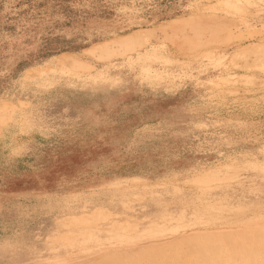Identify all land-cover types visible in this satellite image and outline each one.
<instances>
[{"label": "rangeland", "instance_id": "obj_1", "mask_svg": "<svg viewBox=\"0 0 264 264\" xmlns=\"http://www.w3.org/2000/svg\"><path fill=\"white\" fill-rule=\"evenodd\" d=\"M258 5L0 0V217L43 250L8 262L264 264Z\"/></svg>", "mask_w": 264, "mask_h": 264}, {"label": "bare ground", "instance_id": "obj_2", "mask_svg": "<svg viewBox=\"0 0 264 264\" xmlns=\"http://www.w3.org/2000/svg\"><path fill=\"white\" fill-rule=\"evenodd\" d=\"M133 39H134V38H133ZM131 40H132V39H131ZM131 40H130V41H131ZM143 40H144V38H143L142 40H139V43H136V44L145 43ZM141 41H143V42H141ZM132 42H133V41H132ZM112 48H114V46H113ZM124 51H125V50H124ZM105 54H106V53H105ZM8 219H9V218H8ZM13 219H16V218H12V217H11V218L9 219V222H11V220H13ZM250 230H251V229H250ZM259 230H260V229H259ZM259 230H258V231H259ZM239 231H240V230H239ZM242 231H243V230H242ZM253 231H255V230H253ZM256 232H257V231H256ZM222 233H223V232H222ZM260 233H261V231H260ZM260 233H258L259 235H258V234H257V235L260 236ZM206 234H207V233H206ZM253 234L255 235L256 233H253ZM191 235H192V234H191ZM200 235H201V234H200ZM254 235H253V240H254ZM196 236H197V235H196ZM202 236H203V235H202ZM221 236H222V235H221ZM239 237H240V235H239ZM191 238H192V237H191ZM191 238H188V239H191ZM244 238H246V236H244ZM178 239H179V238H178ZM180 239H181V238H180ZM203 239H204V238H203ZM207 239H208V238H207ZM215 239H216V238H215ZM218 239H219V238H218ZM256 239H257V237H256ZM258 239H260V241H262V238H259V237H258ZM4 240H5V242L2 241L0 247H15V250H16V252H17L18 257H21L22 254L26 253L25 256H29V257H30L29 259H33L34 256H35V254L38 253V251H37V250L35 251L34 248H33V250H30V247H31V246L27 243V241H25V242L21 241L22 243H20V242H17V239L13 240L12 238H9V239H8L9 242H8V240H6V239H4ZM184 240H185V239H184ZM194 240H196V239H194ZM204 240H205V239H204ZM209 240H210V239H208V241H209ZM174 241H175V240H174ZM178 241H179V240H178ZM181 241H183V240H181ZM187 241H188V240H187ZM189 241H190V240H189ZM206 241H207V240H206ZM208 241H207V242H208ZM210 241H211V240H210ZM218 241H219V240H218ZM224 241H225V240H224ZM245 241H246V240H245ZM254 241H255V240H254ZM257 241H259V240H257ZM172 242H173V240H172ZM192 242L195 243V241H192ZM192 242H191V243H192ZM196 242H197V241H196ZM229 242H230V241H229ZM255 242H256V241H255ZM19 243H20V244H19ZM179 243H180V242H179ZM183 243H184V242H183ZM183 243L180 244V245L183 246ZM191 243H190V244H191ZM216 243H217V242H216ZM224 243H225V242H224ZM226 243H227V241H226ZM248 243L250 244V239H249V242H248ZM260 243H261V242H260ZM16 244H19L18 247L16 246ZM155 244H156V243H155ZM155 244H154V245H155ZM203 244H204V243H203ZM206 244H207V243H206ZM208 244H209V242H208ZM229 244H231V242H230ZM256 244H258V243L256 242ZM141 245H142V244H141ZM175 245H176V243H175ZM178 245H179V244H178ZM185 245H186V244H185ZM187 245H188V244H187ZM187 245H186V246H187ZM191 245H192V244H191ZM194 245H195V244H194ZM196 245H198V244H196ZM237 245H238V243H237ZM261 245H262V244H261ZM26 246H27V247H26ZM133 246H134V245H133ZM148 246H149V245H148ZM186 246H185V247H186ZM189 246H190V245H189ZM202 246H203V245H202ZM202 246H201V247H202ZM204 246H205V245H204ZM231 246H232V245H231ZM231 246H227V247H228V248H231ZM252 246H253V243H252ZM258 246H259V244H258ZM262 246H263V245H262ZM23 247H24V248H23ZM137 247H138V246H137ZM137 247H135V248H137ZM187 247H188V246H187ZM187 247H186V248H187ZM191 247H192V246H191ZM191 247H190V248H191ZM195 247H197V246H195ZM232 247H233V246H232ZM249 247H250V245H249ZM263 247H264V246H263ZM26 248L28 249V251H25ZM143 248L145 249V247H143ZM179 248L181 249V247H179ZM179 248H177V251H178V252H179ZM188 248H189V247H188ZM205 248H206V247H205ZM217 248H218V246H217ZM259 248H260V247H259ZM261 248H262V247H261ZM24 249H25V250H24ZM131 249H132V248H131ZM198 249H199V248H198ZM213 249H214V248H213ZM232 249H233V248H232ZM232 249H231V250H232ZM239 249H240V248H239ZM165 250H166V249H165ZM229 250H230V249H229ZM115 251H116V250H115ZM123 251H124V250H123ZM123 251H122V252H123ZM131 251H132V250H131ZM133 251H134V250H133ZM141 251H142V250H140V252H139L140 255H141ZM146 251H147V250H146ZM153 251H154V250H153V248H152V252H153ZM163 251H164V250H163ZM191 251H192V250H191ZM199 251H200V249L198 250V252H199ZM208 251H209V250H208ZM220 251H221V250H220ZM233 251H234V250H233ZM239 251H240V250H239ZM252 251H253V250H252ZM259 251H260V250H259ZM261 251H262V249H261ZM10 252H11V251H10L9 249H7V248H4V249H2V250L0 249V253H1V254H8V253H10ZM128 252H130V251H128ZM174 252H175V250H174ZM187 252H188V250H187L186 252L184 251V254H182V250H180L179 253H181L180 255H185V256L187 255V256H186V258H187V257L190 255V251H189L188 253H187ZM192 252H193V251H192ZM241 252H242V251H241ZM241 252H240V253H241ZM253 252H254V251H253ZM262 252H263V251H262ZM106 253H107V252H106ZM109 253H110V252H109ZM123 253H125V254H123V255L125 256V255H126V251H124ZM131 253H132V252H131ZM134 253H135V251H134ZM134 253H133V254H130V255H135ZM142 253L145 254L144 252H142ZM153 253H154V252H153ZM156 253H157V251H156ZM158 253H159V252H158ZM176 253H177V252H176ZM195 253L198 254L197 252H195ZM207 253H209V254H207V256L210 255V252H207ZM212 253H213V252H212ZM212 253H211V256H212ZM214 253H215V252H214ZM221 253H222V252H221ZM224 253H225V252H224ZM230 253H231V252H230ZM242 253H243V252H242ZM245 253H246V251H245ZM260 253H261V252H260ZM263 253H264V252H263ZM92 254H93V253H92ZM121 254H122V253H121ZM121 254H120V255L118 254V255L120 256V257H118V260H119L120 258L122 259ZM154 254H155V253H154ZM163 254H164L163 257H160V258H161V259H160L159 256H161V254L159 253L158 259L156 260V261L159 260L160 263H158V264H163V262H164V264H166L167 262L169 263L168 260H169V259L171 260V259L173 258L172 256H171V258H170V257H167L169 253H167L166 256H165V252H164ZM188 254H189V255H188ZM199 254H200V253H199ZM199 254H198V255H199ZM201 254H203V251L201 252ZM201 254H200V255H201ZM217 254H218V253H216V255H217ZM225 254H226V253H225ZM246 254H247V253H246ZM252 254H253V253H252ZM89 255H90V254H89ZM100 255H101V254H100ZM107 255H108V254H107ZM118 255H117V256H118ZM149 255H151V253H149ZM157 255H158V254H157ZM198 255H197V256H198ZM200 255H199V257L202 256V255H201V256H200ZM204 255H205V254H204ZM243 255H244V254H243ZM254 255H255V253H254ZM259 255H260V254H259ZM261 255H262V254H261ZM261 255H260V256H261ZM85 256H86V255H85ZM87 256H88V255H87ZM102 256H103V255H102ZM111 256L113 257V253H112ZM111 256H109V257H111ZM128 256H129V255L127 254L126 257H128ZM138 256H139V255H138ZM141 256H142V255H141ZM155 256H156V254H155ZM164 256H165V258H164ZM176 256H177V255H176ZM185 256H184V257H185ZM231 256H232V255H231ZM252 256H253V255H252ZM256 256H257V253H256ZM260 256H259V257H260ZM103 257H104V256H103ZM112 257L110 258L111 261H112ZM129 257H130V256H129ZM129 257H128V261H130L129 263L132 264L131 259H133V258H132V256H131L130 258H129ZM133 257H134V256H133ZM142 257H143V256H142ZM145 257H146V259L148 260V263H147V264H149V259H150V258H151L150 261H152V259H153L152 255H151L150 257H148V255L146 256V254H145ZM177 257H179V256H177ZM191 257H192V254L190 255V258H191ZM213 257H214V255H213ZM213 257H211V258H213ZM219 257H222V256L220 255ZM6 258H8V257H4V256H3V259H5V261H9V259H6ZM105 258H106V257H105ZM156 258H157V257H156ZM186 258L183 259V257H182L183 260L181 259V260L179 261V263L182 264V261H183V264H184V260H185V263H186V264H187V261H188V262H191V260L189 261V257H188V260H187ZM197 258H198V257H197ZM202 258H203V257H202ZM222 258H223V257H222ZM260 258H261V257H260ZM103 259H104V258H103ZM129 259H130V260H129ZM138 259H140V258H138ZM143 259H145V258L143 257ZM146 259H145V260H146ZM162 259H164V260L166 259L167 261H166V262H165L164 260L162 261ZM178 259H180V258H178ZM178 259L175 257V260H178ZM218 259H219V258H218ZM223 259H224V258H223ZM227 259H228V258H227ZM233 259H234V258H233ZM251 259H252V258H251ZM98 260H99V258H98ZM100 260H102V258H101ZM104 260L106 261V259H104ZM118 260H116V261L113 260V261L116 263ZM126 260H127V259H126ZM133 260H134V259H133ZM200 260H201V259H200ZM200 260L198 261V263L200 262ZM237 260H238V259H237ZM257 260H258V259H257ZM260 260H261V259H260ZM263 260H264V259H263ZM263 260H261L262 263H263ZM102 261H103V260H102ZM113 261H112V262H113ZM156 261H155V262H156ZM171 261H172V260H171ZM171 261H170L169 264H171ZM173 261H174V258H173ZM202 261H204V260H202ZM210 261H211V260H210ZM217 261H218V260H216V262H217ZM219 261H220V260H219ZM226 261H227V260H225V264L227 263ZM249 261H250V259H249ZM120 262H121V261H119L118 263H120ZM143 262H144V261H143ZM155 262H154V260L152 261L153 264H154ZM177 262H178V261H177ZM196 262H197V261H196ZM238 262H239V261H238ZM241 262H242V261H241ZM251 262H252V260H251ZM125 263H127V262L125 261ZM125 263H124V264H125ZM152 263H151V264H152ZM168 263H167V264H168ZM172 263H173V262H172ZM179 263H178V264H179ZM198 263H197V264H198ZM217 263H218V262H217ZM217 263H215V264H217ZM221 263H222V262H221ZM248 263H249V262H248ZM256 263H257V262H256ZM110 264H112V263H110ZM113 264H114V263H113ZM133 264H136V263L134 262ZM141 264H142V263H141ZM155 264H156V263H155ZM173 264H176V261H175V263H173ZM201 264H203V263L201 262ZM207 264H208V263H207ZM218 264H219V263H218ZM222 264H223V263H222ZM230 264H231V263H230Z\"/></svg>", "mask_w": 264, "mask_h": 264}, {"label": "crops", "instance_id": "obj_3", "mask_svg": "<svg viewBox=\"0 0 264 264\" xmlns=\"http://www.w3.org/2000/svg\"><path fill=\"white\" fill-rule=\"evenodd\" d=\"M192 1V0H191ZM189 3H190V0H189ZM252 12H254V13H259V12H264V6H261V5H258L256 8H254L253 9V11ZM127 39H129L128 41L130 42V43H139V40H142L141 38H139V37H135V36H133V35H129V36H127L126 37ZM134 38V39H133ZM132 39V40H131ZM131 40V41H130ZM133 41V42H132ZM149 53L152 55V54H155V52H151V51H149ZM148 53V54H149ZM12 218H14V215H12ZM45 221H46V219H45ZM9 221H7V222H4L3 221V218L2 217H0V245H1V242L3 241V242H5V240L4 239H6V238H4V234H5V232H9V231H11L12 232V235H11V238H12V236H13V234L14 233H17V232H15L14 231V226H12L11 225V222H9ZM6 224H8V225H6ZM35 227H38V225H36ZM44 228V227H43ZM46 228V227H45ZM45 228L44 229H42V230H40L39 232H40V234L41 233H43L44 231H45ZM9 239V238H8ZM8 239H6V240H8ZM8 242H9V240H8ZM37 246V251H38V253H37V258H36V260H39V258H41L42 256H43V250H42V248H41V246L38 244V242H37V244H36ZM1 249V248H0ZM42 255V256H41ZM70 255H71V253H70ZM92 254H90V255H88V256H91ZM87 255H86V257H88ZM35 263H37V262H34V263H31V264H35ZM0 264H19L18 262H16V261H10V262H8V261H5V259H3V256H2V254L0 253ZM70 264H72V263H70ZM74 264H95L94 262H92V261H90V260H83V261H81V262H76V263H74Z\"/></svg>", "mask_w": 264, "mask_h": 264}]
</instances>
